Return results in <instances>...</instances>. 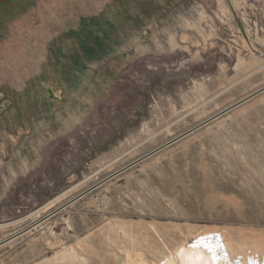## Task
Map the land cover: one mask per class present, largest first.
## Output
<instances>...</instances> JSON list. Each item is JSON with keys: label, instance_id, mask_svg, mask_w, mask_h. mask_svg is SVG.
<instances>
[{"label": "rangeland", "instance_id": "1", "mask_svg": "<svg viewBox=\"0 0 264 264\" xmlns=\"http://www.w3.org/2000/svg\"><path fill=\"white\" fill-rule=\"evenodd\" d=\"M264 264V0H0V264Z\"/></svg>", "mask_w": 264, "mask_h": 264}, {"label": "bare ground", "instance_id": "2", "mask_svg": "<svg viewBox=\"0 0 264 264\" xmlns=\"http://www.w3.org/2000/svg\"><path fill=\"white\" fill-rule=\"evenodd\" d=\"M236 260H237V257L234 259L235 264H245L246 262L245 258H244V262L243 261L237 262ZM259 262H260V257L256 254L250 255L248 257V264H259Z\"/></svg>", "mask_w": 264, "mask_h": 264}, {"label": "built area", "instance_id": "3", "mask_svg": "<svg viewBox=\"0 0 264 264\" xmlns=\"http://www.w3.org/2000/svg\"><path fill=\"white\" fill-rule=\"evenodd\" d=\"M237 262H244V256L243 255H239V256H237V260H236Z\"/></svg>", "mask_w": 264, "mask_h": 264}]
</instances>
